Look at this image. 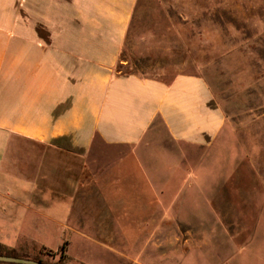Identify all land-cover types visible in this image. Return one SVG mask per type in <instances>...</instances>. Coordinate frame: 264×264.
Returning a JSON list of instances; mask_svg holds the SVG:
<instances>
[{"label":"crops","instance_id":"0c3cea01","mask_svg":"<svg viewBox=\"0 0 264 264\" xmlns=\"http://www.w3.org/2000/svg\"><path fill=\"white\" fill-rule=\"evenodd\" d=\"M137 2L0 0V243L15 249L55 234L75 258L94 264L71 249L98 242L130 264L128 235L185 223L173 235H213L195 246L211 247L213 264H248L254 240L225 248L214 225L192 223L204 180L213 199L223 180L154 142L160 120L171 142L205 152L215 144L225 113L209 82L117 70Z\"/></svg>","mask_w":264,"mask_h":264},{"label":"rangeland","instance_id":"374dc122","mask_svg":"<svg viewBox=\"0 0 264 264\" xmlns=\"http://www.w3.org/2000/svg\"><path fill=\"white\" fill-rule=\"evenodd\" d=\"M120 57L121 73L164 81L192 73L209 82L225 113V128L215 144L205 152L171 142L163 137L160 120L154 142L190 155L186 167H199L203 161L210 182L217 185L220 180L221 185L223 180L215 198L226 207L220 209L223 205L211 198L212 184L208 186L203 178L195 198L201 205L193 208L192 223L204 224L206 229L214 225L217 235H225V248L245 247L254 240L247 263L264 264V0H138ZM222 211L224 219L216 214ZM187 226L191 227L185 223L146 224L145 235H128L127 250L123 241L128 262L215 263L211 247H195L211 243L213 235H173L184 233ZM103 243L111 241L104 239ZM104 247L98 242L90 246L76 242L71 252L85 253L94 264H117L105 256ZM58 248V235L51 234L36 241L27 239L13 250L50 264H90L69 255V250L62 257ZM228 251L222 250V256ZM123 259L119 263L125 264Z\"/></svg>","mask_w":264,"mask_h":264},{"label":"water","instance_id":"95a60500","mask_svg":"<svg viewBox=\"0 0 264 264\" xmlns=\"http://www.w3.org/2000/svg\"><path fill=\"white\" fill-rule=\"evenodd\" d=\"M0 261L19 263V264H48L44 261L36 260L29 257H21V256L6 255V254H0Z\"/></svg>","mask_w":264,"mask_h":264},{"label":"trees","instance_id":"16d2710c","mask_svg":"<svg viewBox=\"0 0 264 264\" xmlns=\"http://www.w3.org/2000/svg\"><path fill=\"white\" fill-rule=\"evenodd\" d=\"M118 66H119V64H118ZM118 66H117V70L119 71ZM43 248L46 249L45 247H43ZM59 252H61V256H62V257L66 256V243H64V244L61 246ZM0 254L14 255V256H21V257H29V256H26V255H19V254H16L15 251H14L13 249L8 250V249L6 248V246L3 245V244H1V243H0ZM29 258H32V257H29ZM33 259L43 261L42 258H39V257H34ZM44 262H45V261H44ZM46 263H47V262H46ZM48 264H50V263H48Z\"/></svg>","mask_w":264,"mask_h":264}]
</instances>
